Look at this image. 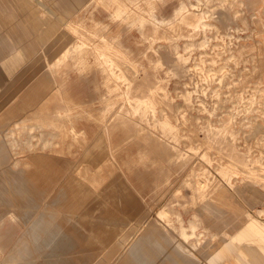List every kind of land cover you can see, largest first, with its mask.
<instances>
[{
  "label": "rangeland",
  "instance_id": "374dc122",
  "mask_svg": "<svg viewBox=\"0 0 264 264\" xmlns=\"http://www.w3.org/2000/svg\"><path fill=\"white\" fill-rule=\"evenodd\" d=\"M0 41V264H216L264 190V2L0 0Z\"/></svg>",
  "mask_w": 264,
  "mask_h": 264
},
{
  "label": "crops",
  "instance_id": "0c3cea01",
  "mask_svg": "<svg viewBox=\"0 0 264 264\" xmlns=\"http://www.w3.org/2000/svg\"><path fill=\"white\" fill-rule=\"evenodd\" d=\"M6 17L26 16L18 11L17 15ZM0 185L1 191L4 192V184L1 182ZM223 205L226 208V249L211 250L206 258L215 260L216 264L219 259H224L225 264H264V190L251 183H245L237 191L227 192ZM218 222L219 220L215 219L211 224L216 232H219L217 228L220 229L223 225ZM256 228L257 231L254 230Z\"/></svg>",
  "mask_w": 264,
  "mask_h": 264
},
{
  "label": "bare ground",
  "instance_id": "6f19581e",
  "mask_svg": "<svg viewBox=\"0 0 264 264\" xmlns=\"http://www.w3.org/2000/svg\"><path fill=\"white\" fill-rule=\"evenodd\" d=\"M62 52V51H61ZM58 57V56H57ZM125 73V72H124ZM264 120V119H263ZM224 174H226V170H224ZM205 192V189H204V187H203V185L200 187V189H197V194H195L194 195V199H193V202L194 203H197V199H198V197L201 195V194H203ZM159 225L161 224V222L160 223H158ZM162 225V224H161ZM181 227H180V235H181V237H183L184 238V241H186L187 240V238L188 237H190L193 233H194V230H195V228L196 227H198L199 226V220L195 217V218H193L192 220H190L189 221V228L192 230V233H189L188 231H187V229H186V227L185 226H183L182 225V223H181V225H180ZM163 228H164V226H162ZM254 227H257V226H254ZM254 230H256L257 231V228L256 229H254ZM255 231V232H256ZM171 232H172V230H171ZM58 232L57 231H54L53 232V234L54 235H56ZM171 234V233H170ZM172 235V234H171ZM183 238H182V241H183ZM198 238V237H197ZM230 238H232V236L230 237ZM174 239V238H173ZM180 240V239H179ZM191 240V239H190ZM183 241V242H184ZM45 243H46V246H47V250H48V252H50L51 250H58V248H57V246H50V242H52V241H50V240H45L44 241ZM181 243V242H180ZM185 243V242H184ZM112 244V243H111ZM177 244V243H176ZM199 244H201V243H199V242H196V243H192L191 245H186L185 246V248H184V250L185 251H187L188 253H190L191 254V256H193V257H197L196 256V251L198 250V248H199ZM177 247H178V245H177ZM180 247V246H179ZM181 249V248H180ZM183 250V249H182ZM184 251V252H185ZM186 253V252H185ZM189 254V255H190ZM47 259V258H46ZM97 259V258H96ZM196 260V259H195ZM47 264H50V262L48 261V262H46Z\"/></svg>",
  "mask_w": 264,
  "mask_h": 264
}]
</instances>
